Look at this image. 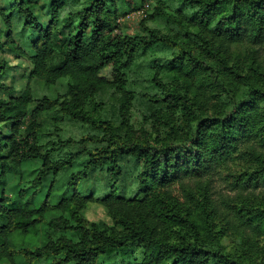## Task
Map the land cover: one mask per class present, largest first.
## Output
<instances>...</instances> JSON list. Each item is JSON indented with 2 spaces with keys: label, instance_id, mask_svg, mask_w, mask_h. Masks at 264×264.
I'll use <instances>...</instances> for the list:
<instances>
[{
  "label": "trees",
  "instance_id": "trees-1",
  "mask_svg": "<svg viewBox=\"0 0 264 264\" xmlns=\"http://www.w3.org/2000/svg\"><path fill=\"white\" fill-rule=\"evenodd\" d=\"M50 1L47 26L38 0H11L9 16L0 9L9 28L18 15L36 36L32 54L7 43L33 64L30 81L67 87L0 100V125L14 132L0 131V263L264 264V0H158L145 35L115 34L106 16L122 0ZM239 45L245 55L234 59ZM66 122L91 133L65 139ZM33 161L37 194L51 178L44 199L13 203L9 168ZM102 172L104 196L92 184ZM92 204L114 226L90 222ZM38 230L40 245L18 247L17 235ZM229 234L239 240L230 251Z\"/></svg>",
  "mask_w": 264,
  "mask_h": 264
},
{
  "label": "rangeland",
  "instance_id": "rangeland-1",
  "mask_svg": "<svg viewBox=\"0 0 264 264\" xmlns=\"http://www.w3.org/2000/svg\"><path fill=\"white\" fill-rule=\"evenodd\" d=\"M39 4L35 9V13L38 15L40 21L47 26L50 21L49 7L51 4L50 0H38ZM158 0H122L117 6L116 15L106 16V20L114 27L115 34H132V35H145L144 24L145 19L150 16L152 11H154L155 6L157 5ZM11 0H0V9L7 6L8 10L5 12L6 15H10V6ZM11 28L8 27L4 18L0 14V64L6 63L8 69L5 74L0 75V85L8 88L10 92L0 91V100L8 101L12 97L22 96L28 88L31 89L35 99H41L43 97L55 98L59 95H62L66 92L67 87L65 82L58 83L54 86H47L43 81H30L31 73L34 70L33 64L26 58H23L15 50L14 47L8 46L7 43L12 39L16 45L23 49L25 52L32 54L30 43L36 37L26 26V20L16 15L11 18ZM147 24V23H145ZM148 25H150L148 23ZM247 48L243 46H237L233 49V58L239 59L243 58L245 55V50ZM259 53L261 55L262 66L264 67V49L260 48ZM162 55V52L160 53ZM264 71V68L262 69ZM104 76H111V69H107L102 72ZM36 108V104H32L29 108L30 113ZM135 112L133 114H138ZM45 115L40 117L38 122L43 121ZM32 121V118H28L25 122V126L21 128L20 133L17 135V139L21 140L26 138V130ZM62 137L67 139L72 137L74 139L80 140L87 134L91 133L86 127L73 123L66 122L60 124ZM12 124H1L0 131L3 135L11 137L14 135ZM52 129H55L52 126ZM51 137H45L41 139L42 143L51 140ZM46 148H43V152ZM78 148H73L66 150L62 153V156L71 155L72 153L77 152ZM17 165V164H16ZM8 174L6 176V185L3 190L4 194L10 198L13 203H22L31 202L34 204L36 201H42L47 192V186L50 184L51 178L45 182L44 189L37 194L36 190L32 189V181L37 174V171L41 168V162L33 161L30 163H25L17 166H10ZM1 173V170H0ZM70 177L69 173H66L64 177ZM67 178V179H68ZM213 183L217 192L221 193L225 190V184L223 181L216 179ZM93 186L96 187L102 196L106 195V192L109 190L111 181L108 177L105 176V173H95L92 179ZM27 190L29 194L23 199L20 200L19 192L20 190ZM34 207V205H32ZM86 218L93 223H106L109 226H114V222L111 220L108 211L99 205H90L85 212ZM220 230V227L217 231ZM44 232L38 230L32 233L28 237L19 236L15 237L16 244L18 247H34L40 245L42 242ZM222 243L228 247V251L232 250L233 247L239 244V240L229 234L226 235ZM113 261H108L104 264H112ZM0 264H11L9 261H3ZM35 264H51L49 261H41Z\"/></svg>",
  "mask_w": 264,
  "mask_h": 264
}]
</instances>
